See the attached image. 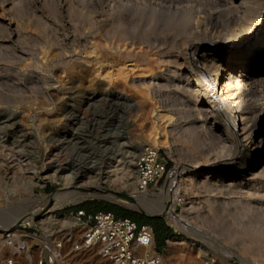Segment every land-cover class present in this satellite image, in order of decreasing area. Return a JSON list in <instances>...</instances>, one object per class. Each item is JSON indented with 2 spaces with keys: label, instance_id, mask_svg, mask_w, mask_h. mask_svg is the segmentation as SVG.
Returning a JSON list of instances; mask_svg holds the SVG:
<instances>
[{
  "label": "rangeland",
  "instance_id": "obj_1",
  "mask_svg": "<svg viewBox=\"0 0 264 264\" xmlns=\"http://www.w3.org/2000/svg\"><path fill=\"white\" fill-rule=\"evenodd\" d=\"M231 2L0 0V121L8 118L10 124H0V164L4 163L0 165V177L3 179H0V209L5 210L1 214L9 215L8 219L16 218L22 213V209L28 212L33 209L31 202L35 198H48L56 191H66L60 181H53L48 176L51 171L47 165H52L55 160L62 164L71 163V167L81 164L77 159H88L89 153L95 154L107 147L105 159L103 158L105 166L108 170H116L109 167L116 164L114 160L117 146L121 143H126L121 152L129 153L127 160H132V164L134 154L147 145L159 149L171 170L218 161L225 155L226 149L223 147L226 143L224 145L222 138H218L219 132L212 130L210 135L202 120L204 113L197 115L186 103L181 89L185 85L180 79L178 68L173 65L176 58L173 60L172 57L178 55L180 58L182 55L178 61L183 62L184 39L190 35L191 39H195V36L196 39H204L203 36H207L210 28L227 18ZM234 2L239 3L237 0ZM117 30L125 32L119 43L118 35L117 39L114 38ZM113 43H121V46L130 44L128 48L136 57L120 58L111 54V51H106L105 46L113 47ZM93 45L97 46L95 55L85 56ZM143 54H148L147 60L144 56L140 57ZM156 59L158 62H154ZM96 61L100 64L105 62V65L98 64V67ZM106 62L109 65L106 66ZM116 68L124 71V78L116 77ZM168 71L173 72V77L168 80L171 84L158 88L157 85L165 82L159 80L162 73ZM150 81L154 86L146 89ZM263 88L264 84H261L259 90L254 89V96L253 93L246 95L242 92V108L254 111L255 115L263 114ZM149 93L151 97L147 96ZM118 94L130 104L121 108L123 111L115 105V101L110 100ZM88 96L94 97L89 106L85 104ZM102 96L110 99L104 100ZM161 112L170 121L166 125L159 123L160 129L159 125L156 126L158 122L155 113ZM73 123H76L74 127H82L87 140L85 139L83 147L73 141L71 147L64 148L59 141L71 132ZM118 126L123 128H120L123 133L121 140L117 134ZM36 149L39 153L37 157H33L37 168L36 184H31L32 181L28 179L27 183L26 178L16 181L8 176L16 170L18 175L28 176L26 173L22 174L24 170L19 169V166H24L22 168L25 169V162L32 158V151ZM248 153L249 151H245L243 157L228 168L215 172L212 170L210 174L207 168L199 176L188 172L183 174L177 196L181 202L175 204V212L199 233L196 237L191 231L186 233L177 230L168 222L166 215L162 214L159 218L171 230L164 247L158 245L164 264H264V254L258 252L254 243L257 241L256 236L259 240L264 239V157L259 164L254 165L253 159L247 158ZM2 170L6 172V177ZM101 170L105 172L107 169ZM71 172L66 173L70 175ZM76 178L73 186L88 182L87 178L80 176V170ZM97 178L98 182L105 181L103 173H99ZM115 178L116 176H112V179ZM46 188H49L47 192ZM83 188L94 189L95 186L86 185ZM103 188L110 193H122L131 197L134 195L131 187L113 184L112 187ZM162 197L157 198L158 204L163 200L165 202ZM164 198L167 202L175 197ZM92 201L110 204L114 214L145 216L133 207L93 196L63 207L56 205L50 212L82 209V205ZM1 221L7 225L8 221ZM1 221L0 231L4 230ZM36 228L41 230V235L37 233L35 236L39 238L35 240L39 241L44 236L42 232L48 228ZM9 231L14 233L17 229ZM19 231L20 234L26 232L33 236L35 228L23 227ZM66 242L68 243L63 245L60 258L54 264H111L97 256L93 249L74 250L75 236ZM170 242L176 243V250L171 251ZM41 255L39 244L30 240L24 251L5 250L0 255V264H7L6 260L10 258L13 259L12 264H37Z\"/></svg>",
  "mask_w": 264,
  "mask_h": 264
},
{
  "label": "bare ground",
  "instance_id": "obj_2",
  "mask_svg": "<svg viewBox=\"0 0 264 264\" xmlns=\"http://www.w3.org/2000/svg\"><path fill=\"white\" fill-rule=\"evenodd\" d=\"M231 1L232 2L229 3L231 4L229 8L228 9L226 8L227 10H229V13H228L229 15L227 16V18L226 19L224 18L225 20L224 21L222 20L221 23L219 22L220 24L217 23L216 25H214L213 28H210L209 29L210 31L205 30L207 31L206 33L207 36H203L205 37L204 39H200V38L196 39V36H195V39L194 38L191 39V35L189 37L187 36L186 39L183 38L184 39V48H183L184 50L182 49L184 52L183 62L180 63V61H178L182 55L180 56V58L178 57V55L172 57L173 60L176 58L175 61L173 62V65L175 64L174 66L178 68L177 70L179 71L178 73H179L180 79L184 82V85H185L181 89H183L184 98H185L186 103H188V106H191L190 108L192 109V111H195L197 115L201 116L202 113H204V118L202 117L201 118L203 120V123L207 125L206 127L208 128L207 130L210 133V135H212V130H216L219 132L218 138L220 139L222 138L224 145L226 143V146L223 147L224 150L226 149L225 155H223L218 161L214 160V161H209L208 163L198 162L199 164L195 162L197 165L182 166L180 168H175V169L170 170V175L168 179L166 180V183L163 185L162 188H160L161 190L160 189L158 190L160 191V193H155V191L153 190L145 191L142 193H137L135 191L132 160H127L130 157L129 155H127L129 153L125 151L121 152L123 146L126 147L125 145L126 143H121L120 145L117 146L118 147L117 151L115 150L116 156H115L114 162L116 164L114 163L115 165L109 168H114L116 170H108V168L105 166L106 165L104 163V159L106 156L105 149H107V147H105L98 153H95V154L89 153L90 155L88 156V159L86 158L77 159L78 163H81V164H77L71 167L69 166L71 164L69 163L70 161L69 158H68L69 165L67 164V162L62 164L61 162L55 160L52 165H49V166L47 165V168L51 171V174H49L48 176L52 178L53 181L54 180L60 181L65 186L66 191L64 192L56 191L55 193L49 195L48 198H42V197L35 198L31 202V204H33L32 205L33 209L32 210L30 209L31 211L28 212L22 209L21 210L22 213L18 217L13 218V219L12 218L8 219L9 212H7L8 211L7 209H6V214L8 216H5L4 215L5 213L3 214L4 215L3 216L1 212H5V210L0 209V221L3 219L5 220V222L8 221L7 225H5L6 223L3 224V221H1L2 222L1 227H3L2 229L4 230L17 229V231L13 233V236L16 242H18L20 238H23V234L19 233L20 232L19 228L30 227V226H33V227L40 226L46 229V228H49L50 226L52 227V225L56 223L63 222L64 220L58 219L59 218L58 216H53L51 214L50 211L54 206L57 205L58 207H63L64 205L68 203H73V204L78 203L82 198L93 196V197L105 198L107 200L114 201V202H120L123 205L133 207L147 214H151V213L164 214L166 215L168 222L172 226H174L177 230H180L183 232L186 231V233L191 231L193 236L195 235L197 237V234L199 232L192 229L190 227V224H188L181 216L177 215L175 212V204L177 202H181L177 199V196H179V189H180L179 184L181 182L180 179L182 180V176H184L183 174L188 172L194 176L196 175L199 176V174H201L203 172L202 170L205 168L209 170L208 172L209 174L212 173L213 171L215 172L223 168H228L231 164H234L235 161L242 158L245 151H249V153L247 154V158L249 160L253 159L254 165L259 164V162L262 160V157H264L263 156L264 155V113L261 115L260 114L255 115L256 113L254 111L252 110L247 111L246 108L243 109L241 106V100H240L242 92L245 94L249 93L250 95V93H253L254 89H258V87H260L261 84H264V0H237L239 2L237 4H235L234 0H231ZM115 33H116L115 36L114 35L113 36L115 39H117L116 37L118 35L117 41L119 43V40L123 38V36L125 35V32L118 31ZM191 34H193V32ZM118 43L116 45L113 43L114 44L113 47L112 46L110 47V45L109 47L105 46V48L107 47L106 51L108 52L111 51L112 52L111 54L118 55L120 58L136 57V55H132L133 51H131V49L128 48L130 44L129 45L123 44L121 46L120 45L121 43L120 44ZM91 47H90L91 48L90 50L86 51L85 56L88 57L96 53L94 51H96L97 46L93 45ZM104 54L106 55V53ZM147 55L143 54V55H140V57L144 56V58L146 59V57H148ZM101 58L99 60H101ZM157 59L159 60L158 57ZM157 59L154 62L156 61L158 62ZM106 63H107L106 66L109 65L108 62ZM98 64L100 63L98 62L96 66H98ZM144 71H141V72L144 73ZM115 72H116V77H121L124 73V71L121 68H116ZM172 73H173L172 71H168L167 73L166 72L162 73L161 78L159 80L162 82L163 81L165 82L164 84L160 83L159 85H157L158 88L164 87V86L167 87L168 85L171 84L170 81L168 80L171 77H173ZM122 78L124 77L122 76ZM148 86L149 87L154 86V83L151 82L149 83V85H146L147 87L146 89H149ZM146 94H148V92H146ZM147 96L151 97L150 93ZM253 96H254V93H253ZM102 97H103L102 99L104 100L110 99L107 96H102ZM93 100H94L93 96H88L85 98V104L89 106ZM110 100L115 101V105H118L120 109L125 108V106L126 107L130 106V104L126 101V99L121 94L113 96ZM250 107H253V106H250ZM123 110L121 109V111ZM155 115L154 116L156 118V122H158L156 126H158L159 123L161 124L163 123L164 125H166V123L170 121V118L166 114H163L162 112L157 113V114L155 113ZM8 122H9V119L4 118L3 121H0V124L5 123L4 126L10 125L8 124ZM93 122H94V119L92 120V124ZM76 123L72 124L71 132L63 136V138L59 141V143L63 145L64 148L71 147L73 144V141H77L78 145L82 144L81 146L83 147L84 141L87 140L85 138L86 137L85 132L82 131L83 130L82 127L81 128L79 126L74 127ZM79 125H81V123H79ZM160 126L161 125H159V127ZM85 128L86 127H84V129ZM120 128L122 127L118 126L117 134L121 140L123 138L122 137L123 128L122 129ZM5 129L7 128L5 127ZM79 129L81 130L80 132H79ZM109 131L111 130L109 129ZM214 135L216 136L217 134H214ZM17 142L15 143L17 144ZM32 153H33L32 158L27 159V161L25 162V169L22 168L24 166H19V169L24 170V173L22 174L26 173L28 174V176L24 177V176L18 175L16 173L17 170L14 167V165L13 167L15 168L16 172L13 171L14 174L11 172V175L12 174L13 175L11 176L9 174L8 176L15 179L16 181H18L19 179L24 180L26 178L25 179L26 182L30 180L32 181V183L30 182L31 184H36L37 181L35 180V175L37 174V168H36V164H35L33 157H37L39 153L37 149L36 151L33 150ZM136 155L137 153L134 154V157ZM9 156L11 157V155ZM9 156H7V158ZM12 160H15V159L13 158ZM17 162L18 161H16V163ZM19 163H21L20 160H19ZM2 164L4 163L2 162ZM2 164L0 165L2 166ZM65 164H67L68 166ZM72 164L74 163L72 162ZM102 168H105L107 170L104 172L101 170ZM79 170H80V176L87 178L88 182L82 183L83 185L73 186L72 185L74 184L73 180L77 179L76 175L78 176ZM67 171H70V172L72 171L73 176H71L72 172L69 175V173L68 174L66 173ZM114 171L116 172L114 173ZM2 172L4 171L2 170ZM99 173L104 174L105 181L98 182L96 180L98 179L97 177ZM112 173H114L115 175ZM4 174H6V172H4ZM92 174H94V176ZM6 176L7 174L5 175V177ZM112 176H116V178L112 179ZM1 177L0 179H2ZM210 177H212V175ZM102 184L104 186H102ZM113 184L122 186V187H131L132 188L131 190H133V193H134V195L132 196V199H133L132 202L129 203L125 200H121L116 197L115 193L104 191L103 187H112ZM86 185L95 186L96 189L95 188L94 189L83 188V186H86ZM29 187L31 188V186ZM29 193H31V189ZM164 196L166 197L169 196L172 198L175 197V198L174 199L169 198L170 200L166 202L167 199L164 198ZM160 197L165 199V202L163 200L161 204L160 203L158 204L156 200L157 198L159 199ZM45 232L44 233L42 232V234L45 235ZM253 237H255V235ZM256 237L259 238L258 236ZM32 238L39 239L34 236H32ZM257 238H256L257 241L255 240L256 242H254L256 245L255 247L258 248L259 250L258 252H263L264 254V239L260 238L261 240H259ZM67 239L70 240V238H67ZM170 246H171L170 247L171 251L177 249L176 243L172 242ZM57 261L58 259L55 262Z\"/></svg>",
  "mask_w": 264,
  "mask_h": 264
},
{
  "label": "built area",
  "instance_id": "obj_3",
  "mask_svg": "<svg viewBox=\"0 0 264 264\" xmlns=\"http://www.w3.org/2000/svg\"><path fill=\"white\" fill-rule=\"evenodd\" d=\"M170 170L158 148L142 146L133 161L135 191H158L166 183ZM51 214L64 221L46 229L39 241L24 232L23 238L16 242L12 232L1 230L0 255L9 249L24 251L33 240L39 244L42 254L37 264H54L62 254L63 245L68 243L67 238L75 236L74 250L93 249L97 256L111 264H164L161 252L155 248L154 232L147 224L117 217L111 212H86L84 209L53 210ZM34 228L33 236L37 233L40 236L41 230ZM6 262L12 264L13 259Z\"/></svg>",
  "mask_w": 264,
  "mask_h": 264
},
{
  "label": "trees",
  "instance_id": "obj_4",
  "mask_svg": "<svg viewBox=\"0 0 264 264\" xmlns=\"http://www.w3.org/2000/svg\"><path fill=\"white\" fill-rule=\"evenodd\" d=\"M82 207H83L82 209H84L86 212L103 211V212L113 213L112 209H111L112 206L110 204L101 203V202H97V201L89 202L87 204L82 205ZM73 210H77V209H73ZM114 215L117 217L129 218V219H131L137 223L143 222V223H139V224L149 225L154 232V241H155L156 251L161 252V250L158 249V245H160L161 247H164L165 239L170 236L171 230L167 226H164V224L162 223L160 218H149L146 216H135V214H134V216H132V215H129L126 213H124V214L115 213Z\"/></svg>",
  "mask_w": 264,
  "mask_h": 264
},
{
  "label": "water",
  "instance_id": "obj_5",
  "mask_svg": "<svg viewBox=\"0 0 264 264\" xmlns=\"http://www.w3.org/2000/svg\"><path fill=\"white\" fill-rule=\"evenodd\" d=\"M116 197L121 199V200H125L129 203L132 202V197L127 195V194H122V193H115ZM141 213H143L146 217H149V218H159V217H162V214H159V213H151V214H147V213H144L141 211Z\"/></svg>",
  "mask_w": 264,
  "mask_h": 264
},
{
  "label": "crops",
  "instance_id": "obj_6",
  "mask_svg": "<svg viewBox=\"0 0 264 264\" xmlns=\"http://www.w3.org/2000/svg\"><path fill=\"white\" fill-rule=\"evenodd\" d=\"M48 190H49V188H46V190H45V191L47 192Z\"/></svg>",
  "mask_w": 264,
  "mask_h": 264
}]
</instances>
